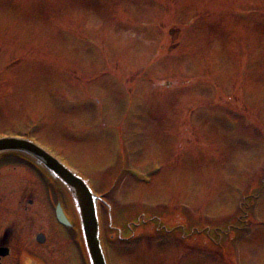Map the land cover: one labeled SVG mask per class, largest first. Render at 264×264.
<instances>
[{"label": "rangeland", "instance_id": "374dc122", "mask_svg": "<svg viewBox=\"0 0 264 264\" xmlns=\"http://www.w3.org/2000/svg\"><path fill=\"white\" fill-rule=\"evenodd\" d=\"M27 134L111 198L123 230L180 210L198 235L231 241L232 263L264 264V0H0V135ZM7 164L10 217L26 194L37 206L36 186ZM198 238L107 252L112 264H226ZM68 243L63 263L86 264Z\"/></svg>", "mask_w": 264, "mask_h": 264}, {"label": "flooded vegetation", "instance_id": "af4514ba", "mask_svg": "<svg viewBox=\"0 0 264 264\" xmlns=\"http://www.w3.org/2000/svg\"><path fill=\"white\" fill-rule=\"evenodd\" d=\"M2 207L0 199V211ZM39 208L43 211L42 205ZM36 213L34 217H29L26 223H23L22 218H6L0 213V249L6 248L8 250L6 256H0V264H63V261H59L61 253L59 249H61L62 244L60 230L62 229L59 230L55 226L51 214H42L40 210H36ZM16 227L22 229L11 231V228ZM44 227L47 229L45 230ZM39 234H44L43 244L38 243L37 235ZM50 234L52 237L55 236L58 241L57 244L50 241ZM49 247H54V250H50ZM23 252L41 262L31 259L29 255H26L25 258L21 257L19 260V256Z\"/></svg>", "mask_w": 264, "mask_h": 264}, {"label": "water", "instance_id": "95a60500", "mask_svg": "<svg viewBox=\"0 0 264 264\" xmlns=\"http://www.w3.org/2000/svg\"><path fill=\"white\" fill-rule=\"evenodd\" d=\"M3 151H20L35 159L60 179L72 195L78 208L82 233L91 264H105L98 241L94 197L85 183L45 151L28 140L16 138L0 139V153Z\"/></svg>", "mask_w": 264, "mask_h": 264}]
</instances>
